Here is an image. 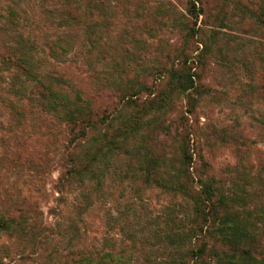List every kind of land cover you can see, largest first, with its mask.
I'll return each instance as SVG.
<instances>
[{
  "label": "rangeland",
  "instance_id": "obj_1",
  "mask_svg": "<svg viewBox=\"0 0 264 264\" xmlns=\"http://www.w3.org/2000/svg\"><path fill=\"white\" fill-rule=\"evenodd\" d=\"M0 219V264H261L264 0H0Z\"/></svg>",
  "mask_w": 264,
  "mask_h": 264
},
{
  "label": "trees",
  "instance_id": "obj_2",
  "mask_svg": "<svg viewBox=\"0 0 264 264\" xmlns=\"http://www.w3.org/2000/svg\"><path fill=\"white\" fill-rule=\"evenodd\" d=\"M8 58H10V56H8ZM18 62V61H16ZM52 107L54 109H62L63 104L62 102L58 101L55 99V96L52 97ZM68 116V121L70 123V125H72L73 127H77V125H82L85 124L88 120H90L89 116H91V114H72V113H67ZM210 193V189L208 188L206 190V193L209 194ZM206 208L208 210L209 214H214V209L212 208H208V206L206 205ZM226 219H228L226 217ZM230 221H227L226 225V221L222 222L218 228V232H220L221 236H222V240L228 241L230 243H234V244H239L240 242V238L243 236V233L241 232V230L238 227V223H236L235 221H233L232 218H229ZM6 223L3 222L2 219H0V228L1 227H5ZM229 232L232 234V237L229 236ZM240 237V238H239ZM205 243L202 241L201 246L197 249V252H195L194 255H196L195 261H192L193 263L191 264H197L198 263V259H200L201 255L204 252V247H205ZM245 254H248L246 252H244ZM247 259H245V261L247 262L248 260H253V258L250 255H247ZM201 263V262H200ZM76 264H127V260L122 256V255H118V254H111V253H106L103 256H101L98 259H95L90 253H84L79 259H77ZM184 264V263H183ZM228 264H233L232 262H229ZM261 264H264V260L262 261Z\"/></svg>",
  "mask_w": 264,
  "mask_h": 264
}]
</instances>
